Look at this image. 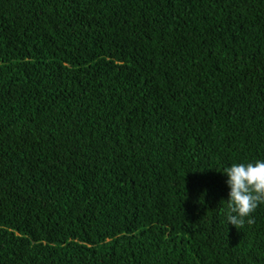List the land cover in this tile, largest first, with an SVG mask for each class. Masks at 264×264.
<instances>
[{
    "label": "trees",
    "instance_id": "1",
    "mask_svg": "<svg viewBox=\"0 0 264 264\" xmlns=\"http://www.w3.org/2000/svg\"><path fill=\"white\" fill-rule=\"evenodd\" d=\"M264 0H0V264H264Z\"/></svg>",
    "mask_w": 264,
    "mask_h": 264
},
{
    "label": "clouds",
    "instance_id": "2",
    "mask_svg": "<svg viewBox=\"0 0 264 264\" xmlns=\"http://www.w3.org/2000/svg\"><path fill=\"white\" fill-rule=\"evenodd\" d=\"M219 172L226 175L229 188L225 212L227 224L239 227L246 220L251 224L252 214L264 204V159L232 163Z\"/></svg>",
    "mask_w": 264,
    "mask_h": 264
}]
</instances>
